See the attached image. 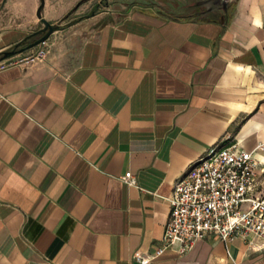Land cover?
<instances>
[{"label": "crops", "instance_id": "obj_1", "mask_svg": "<svg viewBox=\"0 0 264 264\" xmlns=\"http://www.w3.org/2000/svg\"><path fill=\"white\" fill-rule=\"evenodd\" d=\"M78 1L45 0L59 28L44 59L26 60L36 46L3 64L43 24L40 0H0V264H140L209 149L238 143L264 162V0L205 17L114 0L65 23ZM146 264H264V245L208 234Z\"/></svg>", "mask_w": 264, "mask_h": 264}, {"label": "built area", "instance_id": "obj_2", "mask_svg": "<svg viewBox=\"0 0 264 264\" xmlns=\"http://www.w3.org/2000/svg\"><path fill=\"white\" fill-rule=\"evenodd\" d=\"M48 52L45 41L26 60L44 59ZM260 175L264 162L238 143L209 149L174 185L163 246L153 255L136 251L134 259L146 264L167 248L186 254L208 234L224 242L241 237L250 246L264 245V194H255ZM122 179L137 184L131 171Z\"/></svg>", "mask_w": 264, "mask_h": 264}, {"label": "water", "instance_id": "obj_3", "mask_svg": "<svg viewBox=\"0 0 264 264\" xmlns=\"http://www.w3.org/2000/svg\"><path fill=\"white\" fill-rule=\"evenodd\" d=\"M232 0H206L203 2V4L207 7V10L205 12L209 11H215L219 9H223L224 11H228V5ZM80 2L77 7L81 4ZM45 6V0H40V5L37 9V17L42 22L43 27L39 29L36 34H42L40 38L36 39L34 42L24 46L19 47L21 44H17L13 49L5 51L2 55V59H7L9 57H12L14 55H17L19 53H23L29 49H32L36 46H39L41 43L47 41L49 37L59 28V25H53L50 21H48L43 16V9ZM27 40V39H26Z\"/></svg>", "mask_w": 264, "mask_h": 264}, {"label": "flooded vegetation", "instance_id": "obj_4", "mask_svg": "<svg viewBox=\"0 0 264 264\" xmlns=\"http://www.w3.org/2000/svg\"><path fill=\"white\" fill-rule=\"evenodd\" d=\"M206 0H195L194 2H190V3H183L180 6V12L179 14L183 15V16H193V17H205V16H209L215 12H219V11H224L223 9H219V10H215V11H209V12H205L207 10V7L203 4V2ZM85 3L82 2L80 4V6ZM105 3L106 6L109 4L108 0H99L98 1V5L100 6L101 4ZM100 4V5H99ZM79 6V7H80ZM96 6V5H95ZM78 7V8H79ZM78 8H74L71 13L73 14L75 11L78 10ZM228 10H230V4L228 5ZM98 11V10H97ZM97 11H93V13H97ZM42 34H34L32 37V40L30 41V43L34 42L36 39L40 38ZM29 43V44H30Z\"/></svg>", "mask_w": 264, "mask_h": 264}, {"label": "rangeland", "instance_id": "obj_5", "mask_svg": "<svg viewBox=\"0 0 264 264\" xmlns=\"http://www.w3.org/2000/svg\"><path fill=\"white\" fill-rule=\"evenodd\" d=\"M98 1L99 0H79L77 3H79V2H85V3H83L81 6H80V8H79V12L77 13V14H73V15H71L67 20H66V22L65 23H67V24H69V23H73V22H75L76 20H77V18L78 17H80V16H82V15H87V14H91V13H93V11H97V12H100V11H103V10H105L104 9V7L106 6V4L105 3H103V4H99L100 6H97L98 4ZM111 1H114V0H108V2H111ZM158 1H162V2H164V1H166V0H158ZM181 2H183V3H190V2H194L195 0H180ZM77 3H76V5H77ZM40 5V4H39ZM76 5H74V7L76 6ZM96 5V6H95ZM39 7V6H38ZM44 9H45V7H44ZM44 9H43V11H44ZM36 13H37V11H36ZM44 16V15H43ZM45 18V17H44ZM22 57H24V56H18V57H16V58H13L12 57V59H10V60H6V61H2L3 62V64H8V63H10V62H14L15 60H18V59H21Z\"/></svg>", "mask_w": 264, "mask_h": 264}, {"label": "trees", "instance_id": "obj_6", "mask_svg": "<svg viewBox=\"0 0 264 264\" xmlns=\"http://www.w3.org/2000/svg\"><path fill=\"white\" fill-rule=\"evenodd\" d=\"M24 42H22L21 44H23ZM21 44L19 45V47L21 46Z\"/></svg>", "mask_w": 264, "mask_h": 264}]
</instances>
